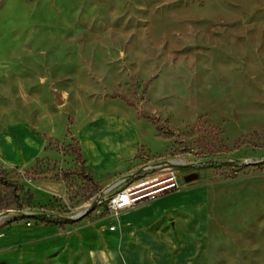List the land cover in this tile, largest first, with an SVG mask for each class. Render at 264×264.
Segmentation results:
<instances>
[{"label": "rangeland", "instance_id": "374dc122", "mask_svg": "<svg viewBox=\"0 0 264 264\" xmlns=\"http://www.w3.org/2000/svg\"><path fill=\"white\" fill-rule=\"evenodd\" d=\"M93 121L115 142L131 125L141 178L175 171L189 191L169 236L195 245L193 264H264V0H0V159L20 165L42 141L26 167L0 161L21 205L1 212L0 264L109 250L121 177L87 174Z\"/></svg>", "mask_w": 264, "mask_h": 264}, {"label": "crops", "instance_id": "0c3cea01", "mask_svg": "<svg viewBox=\"0 0 264 264\" xmlns=\"http://www.w3.org/2000/svg\"><path fill=\"white\" fill-rule=\"evenodd\" d=\"M95 122H92L93 129L84 130L79 141L80 155L92 180L100 187H105L116 177H121L118 180H130L139 174L138 150L141 141L136 129L127 125L123 140L115 142L105 132L95 129ZM24 131L28 134L26 129ZM36 136L38 151L34 156L20 165L2 158V164L6 167H26L32 164L42 148V141ZM188 192L161 196L120 212L115 218L116 223L110 226L114 230L110 231L109 227L106 232L105 239L110 248L95 255L94 264H193L195 245L179 244L175 236H169L179 222L183 223L181 214L191 206ZM168 223L172 224V228H166ZM189 247L194 248V252L185 256L184 252ZM138 248L142 252L136 250ZM184 248L187 250L184 251Z\"/></svg>", "mask_w": 264, "mask_h": 264}, {"label": "built area", "instance_id": "2783aa9c", "mask_svg": "<svg viewBox=\"0 0 264 264\" xmlns=\"http://www.w3.org/2000/svg\"><path fill=\"white\" fill-rule=\"evenodd\" d=\"M162 165L164 164H159L157 167ZM142 170L143 172H140L141 175L147 172V168L145 167ZM129 181L130 184L122 188H119L118 183L126 182V179L114 182L117 189L108 197L106 204L108 212L113 217L118 216L120 212L126 209L154 201L167 193L180 191L179 183H182L175 171H169L164 176L148 179H142L138 174L133 176ZM109 230L113 231L114 227H110Z\"/></svg>", "mask_w": 264, "mask_h": 264}, {"label": "trees", "instance_id": "16d2710c", "mask_svg": "<svg viewBox=\"0 0 264 264\" xmlns=\"http://www.w3.org/2000/svg\"><path fill=\"white\" fill-rule=\"evenodd\" d=\"M0 186H5L0 184ZM15 209L20 210L21 205L19 203V197L12 194V197H8L7 195H2V191H0V213L6 210Z\"/></svg>", "mask_w": 264, "mask_h": 264}, {"label": "water", "instance_id": "95a60500", "mask_svg": "<svg viewBox=\"0 0 264 264\" xmlns=\"http://www.w3.org/2000/svg\"><path fill=\"white\" fill-rule=\"evenodd\" d=\"M95 204L96 203L94 202L93 205H92V207H91V209L89 211L85 212L82 216H79V218H81V217L85 216L87 213H89L94 208ZM6 216H7V213H1L0 214V221L2 219H4Z\"/></svg>", "mask_w": 264, "mask_h": 264}, {"label": "bare ground", "instance_id": "6f19581e", "mask_svg": "<svg viewBox=\"0 0 264 264\" xmlns=\"http://www.w3.org/2000/svg\"><path fill=\"white\" fill-rule=\"evenodd\" d=\"M93 203H94V202H93ZM93 203H92V204H90V206L87 208V210H86V211H84L83 213L79 214V216H82V215H83L85 212L89 211V210L91 209V207H92Z\"/></svg>", "mask_w": 264, "mask_h": 264}]
</instances>
